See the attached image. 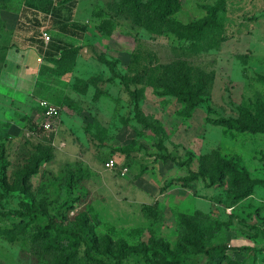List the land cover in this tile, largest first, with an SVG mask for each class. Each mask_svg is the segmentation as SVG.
<instances>
[{"label":"rangeland","instance_id":"374dc122","mask_svg":"<svg viewBox=\"0 0 264 264\" xmlns=\"http://www.w3.org/2000/svg\"><path fill=\"white\" fill-rule=\"evenodd\" d=\"M59 1L0 0V210L12 212L0 214V264H93L87 232L111 263L205 264L203 246L264 249V133L214 122L264 104V0H227L223 41L203 48L120 0H78L74 19L88 29L62 59L74 66L65 74L28 39L43 28L53 38ZM180 1L174 16L189 22L215 0ZM26 49L33 61L10 62ZM177 60L212 84L196 107L165 91L162 65ZM41 99L62 106L55 130L41 126ZM214 151L263 183L240 199L229 181L210 184L199 172ZM29 166L37 171L19 177ZM26 204L37 211L25 226L14 212Z\"/></svg>","mask_w":264,"mask_h":264},{"label":"trees","instance_id":"16d2710c","mask_svg":"<svg viewBox=\"0 0 264 264\" xmlns=\"http://www.w3.org/2000/svg\"><path fill=\"white\" fill-rule=\"evenodd\" d=\"M60 7H51L50 3V20L51 25L55 26L56 32L53 38H51L48 45H46L44 38L42 37V30L38 33H34V36L28 37L32 43H37L38 51L43 55L47 61H51L56 65L57 73L65 74L73 69V65L70 67L61 65L62 59L68 55L69 51L77 52V47L74 48L73 44L76 40H82L88 29V25L85 22H80L74 19V12L72 8L76 7L78 0H60ZM122 7H126L133 12L136 18L145 21V19H151L152 24L155 25V29L164 30L168 27L172 32L182 37L184 41H190L194 47H207L213 44H219L223 41V36L220 35L225 25V14L227 13V0H215L213 4L205 5L206 14L199 19L190 20L189 22L179 21L174 15L181 8L180 0H120ZM62 6V7H61ZM64 6L68 7L69 16L63 17ZM56 8V9H55ZM37 21L39 26L43 25L41 21ZM65 38H69L72 43H67ZM70 54V53H69ZM165 68L164 75L162 77L163 85L166 93L176 95L182 102L187 103L191 107H196L198 104L205 101L206 97L211 94L212 84L207 83L202 76L194 75L188 67L187 63L181 60L173 61L169 64L162 65ZM67 67V68H66ZM167 68V71H166ZM166 73V74H165ZM205 75V74H203ZM60 105V104H59ZM61 106V105H60ZM256 109L253 110L249 107L237 106V114L230 117L215 118L214 122L219 125H224L231 130L248 131L254 134L264 133V104L255 103ZM62 110V106H61ZM214 159H209V164L202 166V171L199 173L205 178H209L210 184H216L221 181H229L233 186V191L237 199L245 197L252 193L257 182L263 183L261 179H253L248 169L237 166L232 160L226 159L221 156L220 152H213ZM37 171V167L29 166L18 174L21 177H31V174ZM4 179V177H2ZM30 188V184L27 185ZM37 210L30 204H26L24 209L17 210L15 215L19 218V221L26 224V217H33ZM9 211H1L0 214H10ZM55 226L52 221L48 224V227ZM62 231V230H60ZM43 234L48 235V229L45 228ZM87 236H83L84 243L86 245L85 255L88 261L93 264H124L121 261L116 263L107 262L104 258L98 255L100 251H97L95 255L92 250L91 242L98 241L99 237L90 236L89 232ZM88 237V238H87ZM105 242L112 244L113 238L109 235L103 236ZM152 243L157 241L151 239ZM64 242V241H63ZM195 244H198L195 242ZM229 246L224 244H217L211 246H203L200 252L204 253L208 260L205 264H220L222 261H226L229 264H245L250 257L251 252L254 251L255 261L254 264H264V249L259 251L252 246H242L232 248V254H229ZM198 250V249H197ZM162 259L165 261L166 257ZM180 257H176L171 260H166V264H180L182 263Z\"/></svg>","mask_w":264,"mask_h":264},{"label":"built area","instance_id":"2783aa9c","mask_svg":"<svg viewBox=\"0 0 264 264\" xmlns=\"http://www.w3.org/2000/svg\"><path fill=\"white\" fill-rule=\"evenodd\" d=\"M42 37L44 38L46 45H48L51 40V36L47 30H44V28L42 29ZM40 105L43 109V122L41 126L47 130H55L60 122L61 106L57 103L51 102L48 99H41ZM114 165V160L107 162V167L110 169H112ZM126 170L127 168L124 169L123 172H126Z\"/></svg>","mask_w":264,"mask_h":264},{"label":"crops","instance_id":"0c3cea01","mask_svg":"<svg viewBox=\"0 0 264 264\" xmlns=\"http://www.w3.org/2000/svg\"><path fill=\"white\" fill-rule=\"evenodd\" d=\"M77 21H79V20H77ZM30 48H33V46H31ZM16 50V49H15ZM27 50V49H26ZM25 50V52H24V54H25V56H22V51H15V52H12L11 54H10V62L12 61H15V60H18V63H17V61H15L17 64H19V61H21V57H22V59H26L27 61L29 60V63L31 62V61H33V59H34V53H35V51L37 52V50H27L26 51ZM39 52V51H38ZM40 53V52H39ZM38 53V54H39ZM40 55H41V53H40ZM13 64H15V63H13ZM17 64H15V65H17ZM50 100V99H49ZM51 102H54V101H52V100H50ZM55 103V102H54ZM43 110V109H42Z\"/></svg>","mask_w":264,"mask_h":264}]
</instances>
